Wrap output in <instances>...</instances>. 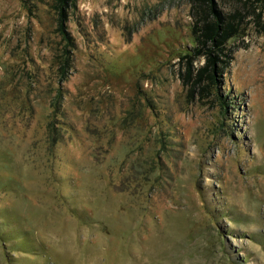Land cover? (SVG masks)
I'll return each mask as SVG.
<instances>
[{
	"label": "rangeland",
	"instance_id": "374dc122",
	"mask_svg": "<svg viewBox=\"0 0 264 264\" xmlns=\"http://www.w3.org/2000/svg\"><path fill=\"white\" fill-rule=\"evenodd\" d=\"M61 11L0 0V264H264V0Z\"/></svg>",
	"mask_w": 264,
	"mask_h": 264
},
{
	"label": "trees",
	"instance_id": "16d2710c",
	"mask_svg": "<svg viewBox=\"0 0 264 264\" xmlns=\"http://www.w3.org/2000/svg\"><path fill=\"white\" fill-rule=\"evenodd\" d=\"M68 1H71L75 4L76 0H68ZM66 2V0H60V11L63 9V4ZM62 17L64 16L65 17V13L63 11L60 12ZM62 26V24H61ZM216 29H217V26H216ZM216 30L214 28L212 29H209L208 33L209 34H212V37H214L216 35ZM231 27L227 28V30L225 31V36L224 37V40L228 38V35L231 34Z\"/></svg>",
	"mask_w": 264,
	"mask_h": 264
}]
</instances>
